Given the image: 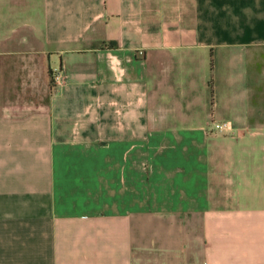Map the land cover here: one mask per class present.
I'll return each instance as SVG.
<instances>
[{
    "label": "crops",
    "instance_id": "0c3cea01",
    "mask_svg": "<svg viewBox=\"0 0 264 264\" xmlns=\"http://www.w3.org/2000/svg\"><path fill=\"white\" fill-rule=\"evenodd\" d=\"M0 264H264V0H0Z\"/></svg>",
    "mask_w": 264,
    "mask_h": 264
},
{
    "label": "built area",
    "instance_id": "2783aa9c",
    "mask_svg": "<svg viewBox=\"0 0 264 264\" xmlns=\"http://www.w3.org/2000/svg\"><path fill=\"white\" fill-rule=\"evenodd\" d=\"M60 75L58 72H53V74L51 75V84L53 87H55V85H58L60 83ZM213 127L215 129H223L226 127V123H216L213 125Z\"/></svg>",
    "mask_w": 264,
    "mask_h": 264
}]
</instances>
